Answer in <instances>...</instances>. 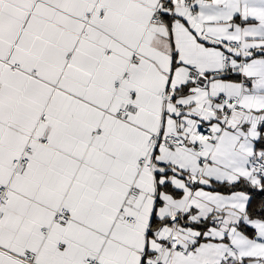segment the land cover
Here are the masks:
<instances>
[{
  "label": "snow or ice",
  "instance_id": "obj_1",
  "mask_svg": "<svg viewBox=\"0 0 264 264\" xmlns=\"http://www.w3.org/2000/svg\"><path fill=\"white\" fill-rule=\"evenodd\" d=\"M0 264H264V0H0Z\"/></svg>",
  "mask_w": 264,
  "mask_h": 264
}]
</instances>
